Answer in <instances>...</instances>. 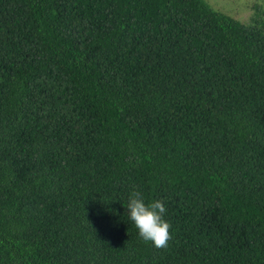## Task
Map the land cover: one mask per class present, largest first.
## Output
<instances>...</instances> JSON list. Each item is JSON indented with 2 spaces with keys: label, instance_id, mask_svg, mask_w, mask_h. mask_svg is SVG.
Wrapping results in <instances>:
<instances>
[{
  "label": "trees",
  "instance_id": "16d2710c",
  "mask_svg": "<svg viewBox=\"0 0 264 264\" xmlns=\"http://www.w3.org/2000/svg\"><path fill=\"white\" fill-rule=\"evenodd\" d=\"M0 264H264V5L0 0Z\"/></svg>",
  "mask_w": 264,
  "mask_h": 264
},
{
  "label": "clouds",
  "instance_id": "9594fccd",
  "mask_svg": "<svg viewBox=\"0 0 264 264\" xmlns=\"http://www.w3.org/2000/svg\"><path fill=\"white\" fill-rule=\"evenodd\" d=\"M126 207L128 218L138 230L142 241L152 243L157 249L168 247L172 239L171 224L164 218L167 209L163 201L146 202L142 192L133 189Z\"/></svg>",
  "mask_w": 264,
  "mask_h": 264
},
{
  "label": "rangeland",
  "instance_id": "374dc122",
  "mask_svg": "<svg viewBox=\"0 0 264 264\" xmlns=\"http://www.w3.org/2000/svg\"><path fill=\"white\" fill-rule=\"evenodd\" d=\"M213 8L247 23L264 0H206Z\"/></svg>",
  "mask_w": 264,
  "mask_h": 264
}]
</instances>
